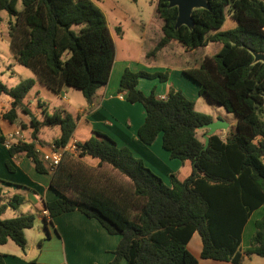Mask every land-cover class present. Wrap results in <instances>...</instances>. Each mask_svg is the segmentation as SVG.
<instances>
[{
    "label": "trees",
    "instance_id": "16d2710c",
    "mask_svg": "<svg viewBox=\"0 0 264 264\" xmlns=\"http://www.w3.org/2000/svg\"><path fill=\"white\" fill-rule=\"evenodd\" d=\"M17 1L0 0V11L15 18L8 21L7 37L16 60L52 92L70 86L91 103L96 89L108 81L115 52L102 10L93 0H20L21 10L16 9ZM207 3L209 8L193 10L194 26L189 29L175 28L176 7H168V0H156L161 34L146 54L153 55L170 41L188 50L220 43L215 54L183 73L198 85L199 95L234 113L233 131L223 137L210 135L203 149L196 129L211 121L210 115L197 111L179 89L170 87L165 98L138 89L139 78L165 81V73L126 67L119 78L126 101L138 102L144 109L137 137L151 144L161 133V146L170 158L191 164V174L184 179L169 173L166 183L129 148L97 131L76 142L77 154L64 151L49 172L35 148L37 135L43 126L57 125L59 135L52 144L64 146L75 127L73 116L48 113L40 103L43 118L38 120L22 102L34 80L22 79L12 87L0 81V106L9 100L0 109V118L14 123L19 111L29 117V136L8 146V154L24 152L36 171L50 174L49 187L57 195L43 201L50 218L76 210L95 219L107 233L120 236L107 264H118L122 258L127 264H198L187 248L194 232L200 237L201 258L240 264L243 254L264 257V64L254 62L251 53L264 52V2ZM226 15L236 25L221 30ZM85 157L95 160L94 165L85 163ZM6 166L10 168L8 162ZM21 202L20 195H12L0 205V215L7 206L17 209ZM259 208L248 245L242 248L244 226ZM34 219L31 213L0 217V244L10 239L24 249V230L33 226ZM0 264H5L1 254Z\"/></svg>",
    "mask_w": 264,
    "mask_h": 264
},
{
    "label": "crops",
    "instance_id": "0c3cea01",
    "mask_svg": "<svg viewBox=\"0 0 264 264\" xmlns=\"http://www.w3.org/2000/svg\"><path fill=\"white\" fill-rule=\"evenodd\" d=\"M98 7L100 8V6ZM160 26L161 22L159 20L157 27L161 34ZM139 34L142 40L146 34L145 27L140 28ZM159 38H157L154 44ZM7 43L9 45V42ZM172 43L177 42L170 41L159 50V54L165 52V55L162 57L165 58L164 61L157 57L159 54L147 58L145 53L149 49L142 48V46L139 47L138 54L134 59L128 54L118 57L115 49L108 81L105 85L96 89L91 103H87L84 98L83 101L77 99V95L71 89H63L62 87L58 93L50 90V94L38 96L36 98L37 106L41 103L45 106L48 113L62 111L73 116L75 127L69 141H84L90 136H94V131L105 134L112 138L117 146L129 148L135 157L142 159L148 168L167 183L169 173L178 175L179 171L188 162L182 163L178 159L170 158L169 153L161 146V133L156 136L151 144H144L140 141L136 133L144 120V109L138 102L131 103L126 101L125 92L120 91L119 88V78L126 67L132 71L144 70L147 72L158 71L165 73L167 75V80L165 81H160L158 78H139L138 89L145 94L153 91L157 98H165L170 87L179 89L188 99L194 102L195 108L196 102L201 96L198 93V85L189 79L183 73V70L198 66L201 60L192 65L188 61H181L179 59L181 58L180 54L177 55L171 48L168 50V46ZM210 43L205 46L208 47ZM181 47L185 51L188 50L183 46ZM168 54H172L173 57H169ZM38 81L40 82L39 79ZM47 90L49 89L47 88ZM35 92L39 93L37 90ZM56 99H59L60 103H57ZM8 102L7 98L4 99L0 109L3 110L7 107ZM24 104L28 106L38 120H42V107L40 105L38 106L40 109L33 111L32 100ZM39 113L40 117H38ZM208 115L211 116V114ZM224 120L227 121L226 119ZM19 122L27 127L21 128L18 124ZM28 123V115L20 111L14 123L0 118V136L3 137V142H0V205L7 204L10 197L14 194L22 197V202L17 209L7 206L2 213L7 209H12L14 216L31 213L35 217L33 226H36L34 231H30L33 226L24 230L26 238L24 249H21L10 239L0 244V254L4 263L107 264L113 258V251L119 242L120 236L107 233L95 219L88 218L76 210L61 213L52 218L48 214H44L43 211L46 209L43 207V201L57 197L49 187L50 174L36 171L34 163L24 152H17L12 156L8 154L6 143L14 145L29 136L30 128L28 127ZM229 124L235 125V121L228 122V127ZM227 128L215 133L223 137L227 132ZM16 131L19 132V136L14 135ZM199 131L201 132V138H203L205 129H196L197 136ZM56 137L52 138L51 141H42L37 137L35 148L39 152L46 151ZM84 160L88 161L91 165L95 163V160L88 157H85ZM6 162L9 163L10 168L6 166ZM259 210L261 208L255 210L253 213ZM24 211L28 212L25 213ZM250 218L244 226L242 236L245 233ZM44 219L47 220L46 223H44ZM195 233L192 234L188 241L187 248L195 256L198 264H233L229 261L201 258V241L200 237L199 239H195ZM192 240L194 246L191 248L190 244ZM11 242L15 245H11ZM245 245L247 246L248 244H244L241 241V247L244 248ZM118 264H127V262L122 258ZM240 264H255L253 255L243 254Z\"/></svg>",
    "mask_w": 264,
    "mask_h": 264
},
{
    "label": "rangeland",
    "instance_id": "374dc122",
    "mask_svg": "<svg viewBox=\"0 0 264 264\" xmlns=\"http://www.w3.org/2000/svg\"><path fill=\"white\" fill-rule=\"evenodd\" d=\"M97 6H100L103 14H105L107 22L110 28V34L112 36L113 42L115 44V49L118 57H123L126 54L136 58L138 54L139 47L148 48L149 50L155 45L154 42L159 38V31L157 24L159 23L158 16L155 12L154 5L156 0H93ZM21 2L18 0L16 2V9L21 10ZM14 17L8 15L5 11H0V81H2L7 87H12L17 84L20 80L31 78L34 80V86L22 99L23 103L30 102L32 100V110H38L36 98L38 96H44L50 94V90H47L36 78L32 70L22 64H20L11 49L9 48L8 41V21L11 23L14 22ZM161 22V20H160ZM236 22L226 15V19L221 27V30H228L234 28ZM145 27V37L141 40L140 38V28ZM145 33V32H144ZM173 49L174 53L181 55L179 58L181 61H188L189 63L194 64L202 60L204 56H212L215 54L219 48L220 43L211 42L208 47L201 46L193 49L192 51H185L182 49L181 45L178 43H172L168 46V50ZM166 50V51H168ZM170 52V51H169ZM147 53V52H146ZM145 53V54H146ZM160 51L158 50L153 55H148L147 58L158 55ZM171 53V52H170ZM147 55V54H146ZM165 55V52L159 54V59L163 61L165 58H162ZM169 57L173 55L168 54ZM71 89L76 95L77 99L83 101V96L81 92L70 86H63V89ZM39 91L36 93L35 91ZM57 103H60L59 99H56ZM195 109L199 112L206 114H211V117L215 119L224 120L226 123L235 121L236 117L234 113L228 112L225 108L217 104L206 96L201 95L199 100L196 102ZM40 113L38 117H40ZM234 125L229 124L227 131H233ZM26 133V132H25ZM59 127L57 125L53 126H43L39 131L37 137L42 141H51L52 138L58 136ZM201 132H198V137L201 138ZM88 165H91L86 161ZM191 165L186 163L185 167L182 168L178 173L179 179H184L191 174ZM26 210V209H25ZM12 209H7L4 211L0 217L2 219L11 218L14 215L12 214ZM25 213L28 211H24ZM260 212L256 211L252 214V217L249 220L245 233L242 236V241L244 244H248L249 238L254 230V220L260 216ZM36 226H33L30 231H34ZM195 239H199L197 233H195ZM199 241V240H197ZM11 245H15L11 242ZM194 246L193 240L190 244L192 248ZM246 246V245H245ZM255 264H264V257L253 255Z\"/></svg>",
    "mask_w": 264,
    "mask_h": 264
},
{
    "label": "water",
    "instance_id": "95a60500",
    "mask_svg": "<svg viewBox=\"0 0 264 264\" xmlns=\"http://www.w3.org/2000/svg\"><path fill=\"white\" fill-rule=\"evenodd\" d=\"M263 1L264 0H260ZM168 7H176L177 16L175 20L174 27L178 28L181 25L187 26L189 29L193 28L194 22L192 19V12L194 9L198 8H209L207 0H168ZM253 55L254 62H262L264 64V52L251 51ZM264 98V92L262 94ZM263 111H264V101H263ZM228 127V123L221 119L211 120L207 123L199 125L197 129H205L203 134V149L206 148L209 140V136L217 131L224 130Z\"/></svg>",
    "mask_w": 264,
    "mask_h": 264
},
{
    "label": "built area",
    "instance_id": "2783aa9c",
    "mask_svg": "<svg viewBox=\"0 0 264 264\" xmlns=\"http://www.w3.org/2000/svg\"><path fill=\"white\" fill-rule=\"evenodd\" d=\"M14 135L19 136V132L16 131L14 133ZM6 146L7 147L10 146V144L6 143ZM36 151L39 153V156L45 162L46 167L49 170V172H52L54 167L60 161V158H61L62 153L64 151H70L74 154H77L79 152V149L76 146V141L72 140V141H69L68 143H66L62 147H56L54 144H51V145H49V147L46 151H40L39 152L38 149H36ZM43 212H44V214H48L47 210H44Z\"/></svg>",
    "mask_w": 264,
    "mask_h": 264
}]
</instances>
